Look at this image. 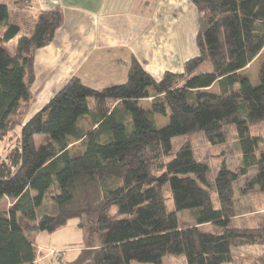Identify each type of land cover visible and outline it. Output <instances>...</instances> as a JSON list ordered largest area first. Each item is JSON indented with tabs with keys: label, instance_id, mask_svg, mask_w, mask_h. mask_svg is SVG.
<instances>
[{
	"label": "trees",
	"instance_id": "trees-1",
	"mask_svg": "<svg viewBox=\"0 0 264 264\" xmlns=\"http://www.w3.org/2000/svg\"><path fill=\"white\" fill-rule=\"evenodd\" d=\"M189 1L198 55L180 73L156 80L131 57L123 84L95 90L74 75L30 114L34 53L52 43L62 12L32 16L35 0H0V141L19 128L0 156V264H34L27 235L74 219L89 229L88 244L66 264H264V224H240L236 209V192L257 191L264 210V61L256 85L239 73L264 51V0ZM228 130L235 171L225 162ZM197 131L217 163L199 156ZM69 139L80 155H70ZM182 213L193 225L181 226ZM250 247L263 251L252 262L233 255Z\"/></svg>",
	"mask_w": 264,
	"mask_h": 264
},
{
	"label": "crops",
	"instance_id": "crops-1",
	"mask_svg": "<svg viewBox=\"0 0 264 264\" xmlns=\"http://www.w3.org/2000/svg\"><path fill=\"white\" fill-rule=\"evenodd\" d=\"M55 8L62 27L34 53L36 81L52 95L74 75L95 90L123 84L131 57L156 80L196 57L189 0H35L32 16Z\"/></svg>",
	"mask_w": 264,
	"mask_h": 264
},
{
	"label": "rangeland",
	"instance_id": "rangeland-1",
	"mask_svg": "<svg viewBox=\"0 0 264 264\" xmlns=\"http://www.w3.org/2000/svg\"><path fill=\"white\" fill-rule=\"evenodd\" d=\"M196 46V45H195ZM196 56L198 55V51L196 48ZM264 61V51H262L256 59H254L245 69L240 71L239 73L245 75L249 81L256 85L258 82V73L261 64ZM34 67V82L32 83L31 90L34 96V106L30 111L32 114L35 110L44 105L48 99L51 97L52 91L51 88H48L49 85L44 83V86L41 87L40 83L36 81V72H35V58L33 62ZM49 89V92L46 91ZM51 91V92H50ZM211 92H217L216 86L212 87ZM147 102V101H146ZM142 103L144 107L148 104ZM83 127L85 132L90 136V132L92 130V126L87 118L82 120ZM167 123V120L163 117H156V124L158 127H163ZM195 129L194 125L190 126L188 131L191 132ZM257 132L264 138V128L258 129ZM233 132L227 131V144L224 147V155L226 166L235 171L238 166V151L235 148V144L232 137ZM19 138V128H16L14 131L10 132L3 140L0 141V156H5L9 149L13 148L17 143ZM35 143L39 145L46 141L45 137L35 136ZM192 141L195 143L197 148V152L199 156L204 159L206 162H212L213 164L217 163L219 160L215 158V160H210V152L207 144L204 142L203 136L201 132H194L192 134ZM68 149L69 153L72 156H77L81 154L82 146L79 141H75L73 139L68 140ZM220 153V149L214 150L211 152V157L213 155L216 157L217 154ZM211 158V159H212ZM251 173L247 178L240 179L237 188H240L244 185V183L249 179ZM11 201H3L1 203V207L3 209H7ZM236 204H237V214L238 221L240 224H246L249 226L254 225V223H262L264 224V210L262 202L259 199V195L257 191H253L248 194L247 197L241 198L236 192ZM46 205L51 206V202L49 199L46 200ZM180 224L182 227H187L193 225V222L188 219L186 213H182L179 215ZM79 221L74 219L70 220L66 226L57 229L52 233L47 232H38L31 233L28 238L33 242L36 248V262L34 264H66L68 262L73 261L81 248L86 247L87 243V235L89 233V229L85 227L84 229L78 227ZM235 258L242 259L244 263H249L254 261V259L260 255L263 251L261 248L250 247V248H239L232 250ZM162 264H184L180 259L175 258H164Z\"/></svg>",
	"mask_w": 264,
	"mask_h": 264
}]
</instances>
